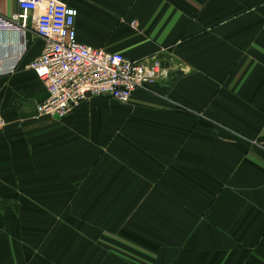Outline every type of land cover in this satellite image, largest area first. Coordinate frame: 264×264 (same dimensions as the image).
<instances>
[{
    "label": "crops",
    "instance_id": "crops-1",
    "mask_svg": "<svg viewBox=\"0 0 264 264\" xmlns=\"http://www.w3.org/2000/svg\"><path fill=\"white\" fill-rule=\"evenodd\" d=\"M58 1L80 44L170 75L40 118L45 42L0 35V264H264V0Z\"/></svg>",
    "mask_w": 264,
    "mask_h": 264
},
{
    "label": "built area",
    "instance_id": "built-area-1",
    "mask_svg": "<svg viewBox=\"0 0 264 264\" xmlns=\"http://www.w3.org/2000/svg\"><path fill=\"white\" fill-rule=\"evenodd\" d=\"M17 2L20 12L10 18L0 15V35L18 33L24 36L31 21L36 35L45 42L41 55L28 66L49 94L38 107L40 118L63 121L82 104L99 97L127 104L136 91L168 80L170 70L158 59L136 62L119 53L80 44L76 9L58 0ZM22 49L23 56L26 47ZM19 59L20 56L7 74L15 72ZM1 74L4 72L0 67ZM5 128L6 122L0 114V134Z\"/></svg>",
    "mask_w": 264,
    "mask_h": 264
},
{
    "label": "rangeland",
    "instance_id": "rangeland-1",
    "mask_svg": "<svg viewBox=\"0 0 264 264\" xmlns=\"http://www.w3.org/2000/svg\"><path fill=\"white\" fill-rule=\"evenodd\" d=\"M0 207H1V204H0Z\"/></svg>",
    "mask_w": 264,
    "mask_h": 264
}]
</instances>
